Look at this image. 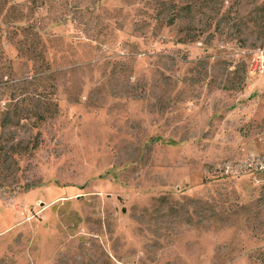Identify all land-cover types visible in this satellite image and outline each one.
Returning a JSON list of instances; mask_svg holds the SVG:
<instances>
[{"label":"rangeland","instance_id":"1","mask_svg":"<svg viewBox=\"0 0 264 264\" xmlns=\"http://www.w3.org/2000/svg\"><path fill=\"white\" fill-rule=\"evenodd\" d=\"M0 264H264V0H0Z\"/></svg>","mask_w":264,"mask_h":264},{"label":"trees","instance_id":"2","mask_svg":"<svg viewBox=\"0 0 264 264\" xmlns=\"http://www.w3.org/2000/svg\"><path fill=\"white\" fill-rule=\"evenodd\" d=\"M31 27H27V26H24V27H21V28H18V30L22 31L21 33L24 34V33H28L30 31Z\"/></svg>","mask_w":264,"mask_h":264}]
</instances>
